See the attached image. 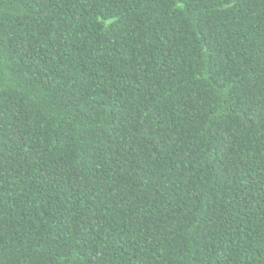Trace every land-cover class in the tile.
I'll return each mask as SVG.
<instances>
[{
  "label": "trees",
  "instance_id": "obj_1",
  "mask_svg": "<svg viewBox=\"0 0 264 264\" xmlns=\"http://www.w3.org/2000/svg\"><path fill=\"white\" fill-rule=\"evenodd\" d=\"M0 264H264V0H0Z\"/></svg>",
  "mask_w": 264,
  "mask_h": 264
}]
</instances>
